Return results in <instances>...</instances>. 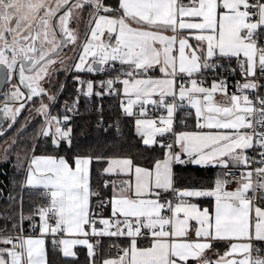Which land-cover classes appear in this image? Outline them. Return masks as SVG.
Wrapping results in <instances>:
<instances>
[{"label": "snow or ice", "instance_id": "obj_1", "mask_svg": "<svg viewBox=\"0 0 264 264\" xmlns=\"http://www.w3.org/2000/svg\"><path fill=\"white\" fill-rule=\"evenodd\" d=\"M86 12L78 44L73 23L83 22ZM68 45L72 55L65 63L58 58ZM57 63L76 74L78 92L86 84L87 97L122 95L121 109L135 117L142 144L163 149V158L146 168L131 158L33 156L22 187L41 190L45 202L33 216L21 210L12 227L23 232L24 220L38 216L32 227L39 236H0V264H48V236L64 257L86 247L92 264L105 237H123L127 246L113 244L119 254L102 264H264V0H117L115 6L106 0H0V79L7 88L0 92V116L9 121L6 128L0 123V137L39 99L37 135L57 148L72 147L66 113L78 110L79 95L72 106L64 104V115H54L57 96L44 87L52 86ZM225 70L242 77L232 93L226 78L206 84L209 74ZM85 72L108 73L111 78L99 81L106 92L94 93V82L79 75ZM150 109L163 114L150 118ZM186 109L194 129L178 131L184 121L177 114ZM26 128L16 129L5 157ZM94 160L106 163L104 174L126 177L104 183L112 188L111 215L99 220L91 207L100 195L90 184ZM177 165L220 172L211 188H178ZM233 168H241L238 181L228 179ZM231 183L234 190H228ZM206 197L213 198L211 208L192 202ZM61 235L68 238H56ZM217 242L226 243L223 253Z\"/></svg>", "mask_w": 264, "mask_h": 264}, {"label": "trees", "instance_id": "obj_2", "mask_svg": "<svg viewBox=\"0 0 264 264\" xmlns=\"http://www.w3.org/2000/svg\"><path fill=\"white\" fill-rule=\"evenodd\" d=\"M106 2L115 6L117 0H106ZM86 22L87 12L84 21L80 22L82 33ZM232 66L235 67V62ZM62 69L63 67L53 75L52 86L47 84V89L57 96V101L52 109L54 115H64V104L67 103L72 106L73 101L79 95L78 110L66 113L71 117L68 126L72 129V147L69 148L66 144H62L57 148L48 138L37 135L43 123V117L33 115V112L36 107H39L40 101L34 99L30 102L29 107H26L18 118L14 129L8 131L5 137H0V170L4 169L7 173V176L3 178L8 188V197L0 200V231L7 229L6 232H14L12 225L16 222L21 210L23 216L27 218L33 216L35 208L45 202L43 197L39 195L41 190L22 187L26 165L31 155L63 156L69 160L76 155L131 158L134 164L146 168H151L156 159L163 158V149L159 147L148 148L142 144V140L135 131L134 118L122 117L120 96L93 95V99L90 101L81 94V91L78 92L79 84L72 78L76 74L64 72ZM222 72H219L217 76L209 74L206 77V82L213 79L219 80ZM79 75L81 78H89L90 76L89 80L94 82V93L97 91L106 92V90L99 88V81L111 78L109 74L106 77L89 73H80ZM61 85L64 86L63 91L59 92L58 89ZM115 87L119 88V85L116 84ZM6 90L7 88L4 91ZM43 102L49 103L46 98ZM187 111L190 110H182L177 114L178 119L184 121L183 124H177L178 131L194 129L193 117L186 115ZM74 112H76V117L72 116ZM24 124H27L26 130L22 136H19V142L11 148L9 155L5 157L4 150L12 145L14 139H17L16 129ZM102 170V163L94 162L92 164L91 188L94 192H101L104 196L109 197L110 185L107 189L103 186L109 180L102 176ZM174 172L176 187L207 189L213 187L214 179L219 175L220 170L211 167L177 165L174 167ZM9 197H12V200ZM92 200L94 203L97 201L94 197ZM196 202L209 208L213 205L210 198H201ZM36 221L37 216L33 220L25 219L23 226L29 230ZM52 240V238H48L46 243L48 264H92V259L88 256L86 249L78 248L76 258H66L62 255L60 247L53 246ZM113 244L126 246L127 242L111 238L101 239L100 245L96 248L95 264H101L104 259L115 256ZM216 246L219 247V245Z\"/></svg>", "mask_w": 264, "mask_h": 264}, {"label": "built area", "instance_id": "obj_3", "mask_svg": "<svg viewBox=\"0 0 264 264\" xmlns=\"http://www.w3.org/2000/svg\"><path fill=\"white\" fill-rule=\"evenodd\" d=\"M98 74L101 77L108 76V73H98ZM221 78H226L227 81H228V83H231V84H234V85H236V82L237 81H241L242 82V77L240 76L239 71H237L235 74H229L227 70L225 72L223 71L219 79H221ZM262 91H264V90H262ZM109 96H111V95H109ZM85 97L88 100H90V101H92V99H93V95L91 97H87V96H85ZM161 114H163L161 111H159V110H155L154 111V110H151V109L149 110V113H148V115H149L150 118L157 117V116H159ZM72 116L73 117H76L77 116L76 115V112H74ZM122 117L128 118L127 116L124 115V113H122ZM133 118H135V117H133ZM249 154L254 156L255 155V152H251L250 151ZM252 167L255 168L256 165L253 164ZM240 172H241V168H233V169H231V175L228 177V179L230 181H238V180H240L241 179ZM6 174L7 173H6V171L4 169H1L0 170V200H2L5 197H8V195H7L8 188H7V185L4 182V178H3L5 176H7ZM99 193H100L99 196H93L94 198L97 199V201H95V203L93 202V209H94V212L97 213V217H96L97 220H99L100 217L107 218L104 215L103 210H105V208L107 206H109L106 203L107 202V199L109 197L104 196L101 192H99ZM257 195L259 196V193H257ZM167 198L168 199H171L172 196L171 195H169V196L167 195ZM101 200L105 201L106 206H104V207H100L99 206V201H101ZM35 223L36 224L39 223V217L38 216H37V221ZM97 226L98 227H103L102 225H99V224ZM23 229H24L23 232H16V231H14V232H6L4 230H1L0 231V236L23 235V236H26L27 237V236H31V235H37L39 233V230L38 229H33V227H31V229L28 230V229H25L24 226H23ZM57 237L58 238H62L63 236L61 235V236H57ZM90 238L91 239H95V240L98 239V238H95V237H90ZM102 239H104V238H102ZM119 247H125V246H119ZM114 252H115V255L117 256L119 254L118 253V248H114Z\"/></svg>", "mask_w": 264, "mask_h": 264}, {"label": "crops", "instance_id": "obj_4", "mask_svg": "<svg viewBox=\"0 0 264 264\" xmlns=\"http://www.w3.org/2000/svg\"><path fill=\"white\" fill-rule=\"evenodd\" d=\"M78 24L76 23V26L73 24V27L75 28V29H77V31H78V33H79V40L77 41V43H79L80 41H82L83 39H84V33H85V31H86V27H85V29H83L84 31H83V33L81 32V25H80V22H79V25L77 26ZM68 50H69V54H70V56L72 55V45L68 48ZM65 61H66V59H65ZM86 73V72H85ZM101 77V76H100ZM89 78H90V76H89ZM89 78H81L82 80H84V81H89ZM208 82V81H207ZM206 82V84L207 85H210L211 84V82L212 81H209L208 83ZM229 84V93H232V92H234V91H236V85H234V84H231V83H228ZM119 85V89H121L122 90V86L120 85V84H118ZM231 86V87H230ZM87 90V86H86V84L83 86V88H82V90H81V94L83 95V92L84 91H86ZM84 97H85V95H84ZM120 97H121V99L123 98L122 97V95H120ZM216 99L218 100V101H222L223 100V97L222 96H220V95H217L216 96ZM191 111V110H190ZM193 117V125L195 126V118H194V116H192ZM133 118V117H132ZM134 120H135V118H134ZM190 130H193V129H190ZM189 130V131H190ZM165 139H167V138H165ZM33 156H36V157H41V156H52V155H36V154H34V155H31L30 156V158L28 159V162H27V165H26V170H25V175H24V180H25V176H26V174H27V169H28V166H29V164H30V162L29 161H31V158L33 157ZM95 162V160L93 161V163ZM102 163V167H103V169L107 166L106 165V163H103V162H101ZM193 167H199V166H194V165H192ZM201 168H203V167H201ZM91 169H92V165H91ZM102 176H104V177H106L107 178V180H109V181H113V180H116V181H118V180H121V179H125L126 177H124V176H122V175H107V174H104L103 173V170H102ZM90 184H91V171H90ZM228 190H234L236 187H237V185H236V183H231V184H229L228 186ZM109 193H110V195H109V198L111 197V194H112V188H111V185H110V189H109ZM166 196L168 195H171L170 193L169 194H165ZM207 198V197H206ZM199 199H201V198H199ZM199 199H193V201L192 202H195V203H197V204H199L198 202H196V200H199ZM210 199H212V204H213V198H210ZM200 205V204H199ZM201 206V205H200ZM91 207H92V209H93V200L91 199ZM201 207H207V206H201ZM93 211H94V209H93ZM103 212H104V215L108 218L110 215H111V208H110V205L109 206H107L106 208H105V210H103ZM37 236H39V233L37 234V235H31V237H37ZM48 238H52L51 236H48V237H46L45 239H46V243H47V239ZM57 239H60V238H58V237H56ZM62 238H68V237H62ZM105 238H108V237H105ZM104 238V239H105ZM53 239V238H52ZM90 239V241L91 242H94V240L95 239H91V238H89ZM111 239H113V240H120V241H126L127 242V240L125 239V238H123V237H120V238H111ZM216 245H219V247L217 248V246ZM127 246V245H126ZM125 246V247H126ZM214 247H216V249H218L219 250V252L220 253H223L224 251H225V248H226V243L225 242H217L215 245H214ZM78 248H84V249H86V251H87V254H88V250H87V248L86 247H84V246H80V245H78V246H75L74 248H73V251L76 253V256H77V249ZM46 250H47V248H46ZM63 255V254H62ZM207 255L209 256V257H213V251H209L208 253H207ZM76 256L75 257H66V258H70V259H73V258H76ZM89 256V255H88ZM116 256V255H115ZM115 256H112V257H115ZM102 264V263H101Z\"/></svg>", "mask_w": 264, "mask_h": 264}, {"label": "rangeland", "instance_id": "obj_5", "mask_svg": "<svg viewBox=\"0 0 264 264\" xmlns=\"http://www.w3.org/2000/svg\"><path fill=\"white\" fill-rule=\"evenodd\" d=\"M76 23L79 25V22H75V21H74L73 24L76 26ZM78 25H77V26H78ZM78 44H79V43H78ZM70 46H71V45H68V46L63 50V52H62L61 56L58 58V60L65 61L66 57H69V56H70V54H69V50H68V48H69ZM65 63H67V61H65ZM62 67H64V65L61 64V63H57V64L55 65V68H56V69H61ZM52 78H53V76H52ZM52 78H51V79H52ZM13 83H15V81H13ZM44 87L47 88V83L44 84ZM79 88H81L80 85H79ZM21 90L24 91L25 93L27 92L26 89L21 88ZM39 101H40V100H39ZM21 114H22V113H21ZM33 115H37L36 111L33 112ZM33 115H32V117H33ZM32 117H31V118H32ZM8 122H9V121H4V120L2 119V116H0V123H3V126H4L5 128L7 127ZM134 124H135V120H134ZM29 162H30V161H29Z\"/></svg>", "mask_w": 264, "mask_h": 264}, {"label": "water", "instance_id": "obj_6", "mask_svg": "<svg viewBox=\"0 0 264 264\" xmlns=\"http://www.w3.org/2000/svg\"><path fill=\"white\" fill-rule=\"evenodd\" d=\"M6 88L5 84L3 83V80L0 79V92L4 91Z\"/></svg>", "mask_w": 264, "mask_h": 264}]
</instances>
